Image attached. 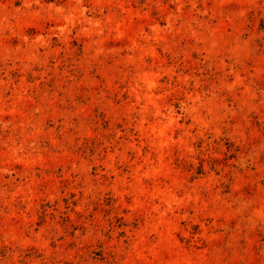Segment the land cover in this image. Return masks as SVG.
Returning a JSON list of instances; mask_svg holds the SVG:
<instances>
[{"label":"rangeland","instance_id":"374dc122","mask_svg":"<svg viewBox=\"0 0 264 264\" xmlns=\"http://www.w3.org/2000/svg\"><path fill=\"white\" fill-rule=\"evenodd\" d=\"M0 264H264V0H0Z\"/></svg>","mask_w":264,"mask_h":264}]
</instances>
